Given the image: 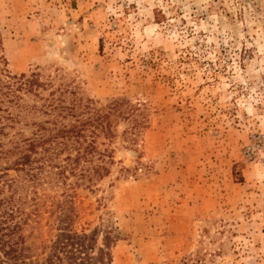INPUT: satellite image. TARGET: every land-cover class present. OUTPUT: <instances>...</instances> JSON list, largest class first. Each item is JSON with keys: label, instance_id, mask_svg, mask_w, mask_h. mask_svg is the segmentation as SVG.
Wrapping results in <instances>:
<instances>
[{"label": "rangeland", "instance_id": "1", "mask_svg": "<svg viewBox=\"0 0 264 264\" xmlns=\"http://www.w3.org/2000/svg\"><path fill=\"white\" fill-rule=\"evenodd\" d=\"M0 33L12 75L112 105L110 173L71 199L111 264H264V0H0Z\"/></svg>", "mask_w": 264, "mask_h": 264}, {"label": "trees", "instance_id": "2", "mask_svg": "<svg viewBox=\"0 0 264 264\" xmlns=\"http://www.w3.org/2000/svg\"><path fill=\"white\" fill-rule=\"evenodd\" d=\"M8 66L0 33V264H111L113 237L99 244L97 228L75 231L71 199L76 187L95 190L110 173L114 151L97 140L113 134L112 105L102 113L67 84L54 87L40 72L12 75ZM44 187L62 191L60 199L41 198ZM46 206L57 234L38 243L25 228L40 223ZM199 260L197 253L180 264Z\"/></svg>", "mask_w": 264, "mask_h": 264}]
</instances>
